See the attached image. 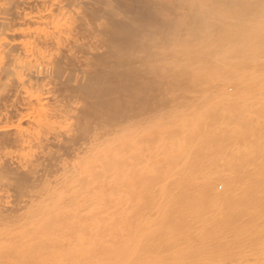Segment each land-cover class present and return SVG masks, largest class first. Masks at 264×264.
Segmentation results:
<instances>
[{
    "label": "bare ground",
    "instance_id": "obj_1",
    "mask_svg": "<svg viewBox=\"0 0 264 264\" xmlns=\"http://www.w3.org/2000/svg\"><path fill=\"white\" fill-rule=\"evenodd\" d=\"M153 2L0 0V264H264V0Z\"/></svg>",
    "mask_w": 264,
    "mask_h": 264
},
{
    "label": "rangeland",
    "instance_id": "obj_2",
    "mask_svg": "<svg viewBox=\"0 0 264 264\" xmlns=\"http://www.w3.org/2000/svg\"><path fill=\"white\" fill-rule=\"evenodd\" d=\"M115 1H116V0H114V4H116V3H117V4H116V6H115V5H114V6H115L116 8H118V10H120V11H119L120 14L123 12L122 15H118L119 18H117L118 16L115 15V13H113L111 10H108V12L105 11L106 13L104 12L103 9L100 11V13L103 14L106 18H110V17H111V18H114V19H115V20H114V21H115V24H116V26L114 25L115 27L119 28V27L122 25V24H121L122 22L120 21V26H119V27L117 26V25H119V22H118L119 19H121L120 16H122V17H123V16H126V17H127V18L125 17V19H127L129 22L122 18L123 20L126 21V23H127V22H128V23H131L130 20H132V18L135 19V18L139 15V21H138L139 24H141L142 22H144V21H146V20H150V22L155 23V24H156V23L158 24V21H157V19L155 18V15L153 14V8L150 7V6H151L150 4H152V3H151V0H149L150 4H148V3H149L148 1H146V2H148V3H146L145 0H142V1L139 0V2H136L135 0H132L131 5H128V3H127V6L125 5L126 7H124V9H127L128 6H130V7L132 8V7H133V6H132V5H133L132 3L136 2V4H137L138 6L134 3V4H135V5H134L135 7L132 8V10H130L131 8H129V10H130L131 12H129L128 10H127V12H126V10L124 11V10L119 9V8H121L122 6H124V4L122 5V3L120 2V1H123V0H117L118 2H115ZM124 1H126V2L129 1V2H130V0H128V1H127V0H124ZM133 1H134V2H133ZM137 1H138V0H137ZM152 1L155 2V3L153 2L155 5H158L157 2H156V0H152ZM119 3H120V5H118ZM123 3H125V2H123ZM125 4H126V3H125ZM136 6H137V7H136ZM122 8H123V7H122ZM137 8H138V9H137ZM133 10H134L135 13L133 12ZM137 10L139 11V14L136 13ZM109 11H110V12H109ZM125 13L128 14V15H129L130 17H132V18L128 17ZM124 14H125V15H124ZM136 14H137V15H136ZM113 15H114V16H113ZM116 18H117V20H116ZM129 19H130V20H129ZM107 20H108V19H107ZM109 21H110L111 25L114 24V21H113V23H112V20L109 19ZM125 21H124V22H125ZM117 22H118V23H117ZM128 23H127V24H128ZM127 24H126V25H127ZM126 25H125V26H126ZM131 25H133V24H129V26L127 25L128 28H129ZM112 26H113V25H112ZM123 26H124V25H123ZM127 26H126V27H123V28H127ZM121 27H122V26H121ZM118 34H119V33H118ZM118 34H116V35H118ZM113 35L115 36V34H113ZM118 36H119V35H118ZM118 36H115V38L118 37ZM113 38H114V37H113ZM88 105H90V106H88ZM88 105H87L88 107L86 106L85 111H84V112L87 113V114H88V112L86 111L87 108L90 109V107H93L91 103H90V104L88 103ZM91 109H92V108H91ZM91 109H90V110H91ZM94 113H95V108L93 107V110H91L89 114L92 115V114H94ZM92 117H93V116H92Z\"/></svg>",
    "mask_w": 264,
    "mask_h": 264
}]
</instances>
